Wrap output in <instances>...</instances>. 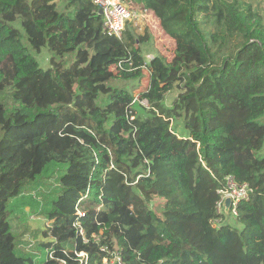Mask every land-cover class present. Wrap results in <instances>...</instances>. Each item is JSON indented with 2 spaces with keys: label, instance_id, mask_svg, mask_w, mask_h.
I'll use <instances>...</instances> for the list:
<instances>
[{
  "label": "trees",
  "instance_id": "1",
  "mask_svg": "<svg viewBox=\"0 0 264 264\" xmlns=\"http://www.w3.org/2000/svg\"><path fill=\"white\" fill-rule=\"evenodd\" d=\"M126 1L175 40L170 61L147 62L132 25L105 34L92 0H0V264L111 258L77 222L127 264H264L263 17L237 0ZM145 69L149 107L132 106L120 82ZM228 175L254 190L237 216L216 209ZM29 191L48 220L38 258L11 221Z\"/></svg>",
  "mask_w": 264,
  "mask_h": 264
},
{
  "label": "rangeland",
  "instance_id": "2",
  "mask_svg": "<svg viewBox=\"0 0 264 264\" xmlns=\"http://www.w3.org/2000/svg\"><path fill=\"white\" fill-rule=\"evenodd\" d=\"M234 1V0H230ZM244 4L251 5L256 12H258L264 20V0H237ZM64 5V3H63ZM155 18L151 19L150 16H146L144 19H138L127 24L132 25L138 34L148 36L147 42L141 45L142 51L145 57V60L148 62L155 55H162L168 61L174 56V51L176 48V42L173 38L167 35L162 26H160V20L154 21ZM15 25L19 26V22H15ZM39 63L42 67L46 68L50 65L51 53L47 47H43L41 52L37 54ZM144 76L140 81H123L129 85L131 88L135 87L134 94L139 96L142 91H144L149 83V72L147 69L144 70ZM180 92V87H175L171 92L166 95L165 104L170 106L174 99ZM172 127L177 130L178 133L186 134L187 129L185 127L183 118H175L172 120ZM53 179H48L52 181ZM53 182V181H52ZM36 197L35 191H29L23 193L22 196L17 197L12 201L13 204H17L15 212L11 214V221L14 226V230L19 234V238H24L26 242H30L27 245L30 250L35 251V257L38 258L39 254L37 253V243L41 240H44L42 230L48 224V220L44 215L38 213L37 200L33 197ZM156 201H159V198H156ZM225 220L231 225H239L237 220L227 215ZM32 245V247H31ZM31 251V252H32Z\"/></svg>",
  "mask_w": 264,
  "mask_h": 264
},
{
  "label": "built area",
  "instance_id": "3",
  "mask_svg": "<svg viewBox=\"0 0 264 264\" xmlns=\"http://www.w3.org/2000/svg\"><path fill=\"white\" fill-rule=\"evenodd\" d=\"M96 5L98 12L102 10L103 22L102 30L109 36H116L121 38L129 22L144 19L149 16V9L142 6L135 5L132 1L126 0H92ZM121 66V64H118ZM116 65L112 67L115 69ZM140 104L142 106L149 107L147 99H141L139 96L133 98L132 106ZM131 119L135 118L133 109L129 110ZM147 163L148 160H145ZM149 172V171H147ZM253 188L248 182H239L232 175L226 177V187L219 190L221 195L219 201L216 204L217 212L221 215L224 213H230L232 216H237V205L241 200H248L250 195L253 193ZM231 199V206L226 210L225 200ZM80 215L85 213L82 211L77 212ZM221 215L213 220V224L218 226L222 222ZM79 227V233L82 235L83 242L85 244L96 243L99 245L100 250L103 252L111 253L112 257H103L102 264H127L123 260L122 256L118 251L110 252L107 245H100V234L93 233L92 239L85 234V230L81 227V224L77 222L75 224ZM50 258H54L52 252H48ZM77 257L80 259V264H89V253L86 250L76 252ZM62 264H66L64 260H61Z\"/></svg>",
  "mask_w": 264,
  "mask_h": 264
},
{
  "label": "water",
  "instance_id": "4",
  "mask_svg": "<svg viewBox=\"0 0 264 264\" xmlns=\"http://www.w3.org/2000/svg\"><path fill=\"white\" fill-rule=\"evenodd\" d=\"M100 14H102V10L99 11ZM225 205H226V210L228 211V209L230 208L231 206V199L230 198H227L225 200Z\"/></svg>",
  "mask_w": 264,
  "mask_h": 264
},
{
  "label": "crops",
  "instance_id": "5",
  "mask_svg": "<svg viewBox=\"0 0 264 264\" xmlns=\"http://www.w3.org/2000/svg\"><path fill=\"white\" fill-rule=\"evenodd\" d=\"M149 16L151 17V19L155 18L156 21H159L158 17L155 16V14L153 13V11L149 10ZM154 20V21H155ZM160 22V21H159ZM161 26V24H160ZM165 32V31H164ZM166 33V32H165ZM167 34V33H166ZM168 35V34H167ZM182 134V133H179Z\"/></svg>",
  "mask_w": 264,
  "mask_h": 264
}]
</instances>
